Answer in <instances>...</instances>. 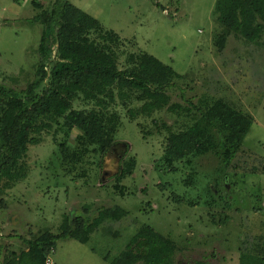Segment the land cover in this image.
<instances>
[{"label": "rangeland", "instance_id": "1", "mask_svg": "<svg viewBox=\"0 0 264 264\" xmlns=\"http://www.w3.org/2000/svg\"><path fill=\"white\" fill-rule=\"evenodd\" d=\"M53 1L0 0V84L21 90L34 79L43 28L33 17ZM70 1L119 34L121 68L130 54L147 52L182 77L167 90L168 104L151 112L131 90L115 89L106 108L73 102L75 109L117 114L105 155L91 147L76 166L64 164L60 144L79 146V128L66 134L52 121L33 134L40 142L22 160L26 175L12 187L0 185V264L26 250L27 240L61 233L77 215L92 219L115 207L125 215L106 220L88 242L59 239L51 251L56 264H112L107 257H119L146 226L173 241L179 264H264V36L251 43L232 34L220 49L217 0ZM217 100L252 120L232 163L212 150L169 163L171 132L197 124L215 142L222 139L219 125L203 117Z\"/></svg>", "mask_w": 264, "mask_h": 264}, {"label": "trees", "instance_id": "2", "mask_svg": "<svg viewBox=\"0 0 264 264\" xmlns=\"http://www.w3.org/2000/svg\"><path fill=\"white\" fill-rule=\"evenodd\" d=\"M215 12L223 26L216 40L220 49L232 34L251 43L263 38L264 0H217ZM33 21L43 28L34 79L21 90L0 84V185L4 182L6 187L26 175L22 160L29 146L40 142L33 134L50 129L52 121L65 128L66 134L75 127L82 131L75 149L60 144L64 164L76 166L91 147L103 155L110 151L118 127L117 114L75 109L73 102L77 98L106 108L114 102L115 89L119 94L137 91L147 99L142 110L151 112L168 104L167 90L174 87V78L182 77L172 66L147 52L130 54L127 66L121 68L116 46L123 42L122 38L70 0H54ZM203 117L208 126L219 125L222 139L215 142L197 124L186 131L171 132L166 144L169 163L212 150L229 166L241 151L252 123L248 115L217 100ZM127 168L131 171L132 165ZM128 171L122 170L121 176ZM124 215L120 207L102 209L92 219L77 215L61 233L46 232L27 240L28 248L16 255L14 252L6 264H44L59 239L71 237L86 243L106 220ZM178 249L170 238L146 226L119 257L107 259L112 264H179Z\"/></svg>", "mask_w": 264, "mask_h": 264}, {"label": "built area", "instance_id": "3", "mask_svg": "<svg viewBox=\"0 0 264 264\" xmlns=\"http://www.w3.org/2000/svg\"><path fill=\"white\" fill-rule=\"evenodd\" d=\"M54 252V250H52ZM44 264H56V262L52 258V253L47 256Z\"/></svg>", "mask_w": 264, "mask_h": 264}]
</instances>
